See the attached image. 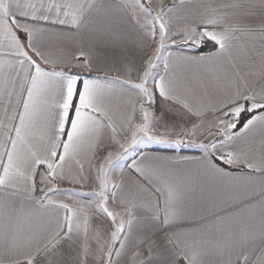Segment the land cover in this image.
<instances>
[{"label": "snow or ice", "instance_id": "snow-or-ice-1", "mask_svg": "<svg viewBox=\"0 0 264 264\" xmlns=\"http://www.w3.org/2000/svg\"><path fill=\"white\" fill-rule=\"evenodd\" d=\"M100 6L98 0H0V192L50 210L53 224L42 233L25 230L13 201L0 204V264H89L90 258L95 264H209L212 255L225 257L215 264H264V212L258 227L242 224L227 233V243L208 247L196 238L197 230L181 228L183 192L170 158L141 152L133 159L127 166L140 177L134 191H126L123 178L111 175L116 167L123 173L120 161L137 144H187L201 155L184 158L186 163L219 176H230L227 169L242 173L254 183L240 203L251 207L258 202L264 210V151L257 155L247 140L254 128H264V86L249 88L233 62L218 81V102L205 103L186 79L177 77L171 54L163 58L177 44L176 37L197 49L211 44L209 55L197 60H230L245 37L264 45V0L203 5V11L193 13L195 23L176 32L173 13L183 3L174 0L157 9L151 0H127L125 6L142 18L144 40L155 48L128 68V80L113 81L135 93L119 124L106 103L110 90L93 75L86 52L75 57L84 60L73 66L81 71L72 72L57 69L60 61L42 48L46 37L65 35L59 29L80 31ZM240 51L251 50L241 44ZM177 106L179 111H173ZM122 133L131 134L130 144L121 143V151L98 159L104 138L120 143ZM85 149L89 169L95 171L96 188L89 194L94 199L55 200L58 193L76 192L59 187L65 180L80 184L88 179L78 158ZM71 163L79 175L71 173ZM97 217L105 224L94 223Z\"/></svg>", "mask_w": 264, "mask_h": 264}, {"label": "crops", "instance_id": "crops-1", "mask_svg": "<svg viewBox=\"0 0 264 264\" xmlns=\"http://www.w3.org/2000/svg\"><path fill=\"white\" fill-rule=\"evenodd\" d=\"M173 2L174 0H151L152 6L157 9ZM175 2L183 3L184 7L173 13L178 17L173 21V32L179 31L186 25L194 24L193 13L203 11V5L209 3L213 6L226 5L231 0H175ZM251 2L259 4V0H251ZM98 3L101 6L91 14L86 25L80 31L77 32L67 27L59 29L65 35L54 34L46 37L42 48L51 59L60 61L55 65L57 69L64 68L66 71L71 70L72 72L81 71L73 66L83 64L84 60L75 57L81 50L86 52L94 65L93 75L101 77L100 84L110 90L106 103L111 106L114 119L119 124L122 115L130 110L127 101L134 98L135 93L128 88L122 89L121 85L113 83V81L128 80V68L139 65L142 57L152 55L155 44L144 40L140 28V24L143 22L142 18L135 15L131 8L125 6L127 0H98ZM257 20H259V12H257ZM176 39L177 44L168 47L163 58H168L171 54L169 62L174 66L177 77L181 80L186 79L195 96L202 98L205 103L218 102L220 99L217 91L218 81L223 76V70L233 62L240 69L244 82L249 88L259 89L264 86V45L258 38L250 40L245 37L241 44H246L251 50L250 53L240 51L241 44H238L230 60L224 58L197 60L196 57H207L212 49L198 52L196 47L183 44L180 37H176ZM166 43L170 45L171 41ZM205 46H209V44ZM163 58L160 62L159 70L161 71L163 70ZM104 77L111 79L105 80ZM173 111L178 112L179 106ZM207 119L210 120L211 117L209 116ZM158 131H164L163 127L158 126ZM130 137V133H122L118 137L120 143H113L108 137H105L98 149L97 158L106 155L108 151H121L120 144L126 146L130 144ZM172 139L175 137L173 136ZM193 139L198 138L193 137ZM247 140L253 151L259 155L264 151V128L260 126L254 128L248 134ZM189 149L186 144L182 146L137 144L129 148L125 154V158L128 159L120 162L124 166L123 173L121 169H118V173L113 179L119 181L123 178L125 190L134 191L137 183L140 182V177L127 166L132 163L133 159H139L141 152L148 157L170 158L171 167L176 173L174 180L183 192L181 205L186 215L180 221L182 229L197 230L196 238L203 241L208 247H212L217 242L227 243L224 239L227 233L236 230L242 224L251 222L258 227L262 212H264L260 204L257 202L248 207L240 203L244 199L242 194L245 188L251 189L254 182L246 181L243 174L234 169H227L231 173L230 176H219L205 170L202 165L186 163L184 158L192 161L201 155L199 149ZM89 155L90 153L85 149L78 157L84 163L83 175L88 179L86 181L81 179L80 184L65 180L59 185L61 189L70 188L92 192L96 188L95 171L89 169ZM69 168L72 174L79 175L75 163H71ZM255 184L258 188V181ZM54 199L64 203H87L94 198L87 194L75 195L61 192ZM7 200L13 201L11 206L19 216L25 230L30 229L42 233L53 226L50 210H38L19 197L13 199L0 192V204ZM0 215H2V209H0ZM94 223L105 224V220L103 217H97ZM218 258L225 259V257L212 255L208 256L207 260L209 264H215ZM89 264H95V261L90 258Z\"/></svg>", "mask_w": 264, "mask_h": 264}, {"label": "rangeland", "instance_id": "rangeland-1", "mask_svg": "<svg viewBox=\"0 0 264 264\" xmlns=\"http://www.w3.org/2000/svg\"><path fill=\"white\" fill-rule=\"evenodd\" d=\"M196 138H198V137H196ZM141 144H143V143H141ZM145 145H155V146H163V145H173V144H171V143H150V144H145ZM173 146H176V145H173ZM189 148H191V149H198L197 147H189ZM200 150V149H199ZM126 159H128V158H124V160H122V161H120V162H124ZM118 169H120V167H116V168H114L113 170H112V177H115L116 176V174L118 173ZM70 189V188H69ZM76 190V192L75 193H73V194H75V195H85V194H87L88 196H90L91 197V195H89L91 192H89V191H81V190H78V189H75ZM85 192V193H84ZM69 193H72V192H69Z\"/></svg>", "mask_w": 264, "mask_h": 264}, {"label": "trees", "instance_id": "trees-1", "mask_svg": "<svg viewBox=\"0 0 264 264\" xmlns=\"http://www.w3.org/2000/svg\"><path fill=\"white\" fill-rule=\"evenodd\" d=\"M210 49H212V46H211V44H209V46H202L201 48H199L197 51L198 52H202V51H207V50H210ZM191 149V148H190ZM189 149V150H190ZM192 150V149H191ZM195 150H197V149H195Z\"/></svg>", "mask_w": 264, "mask_h": 264}, {"label": "water", "instance_id": "water-1", "mask_svg": "<svg viewBox=\"0 0 264 264\" xmlns=\"http://www.w3.org/2000/svg\"><path fill=\"white\" fill-rule=\"evenodd\" d=\"M186 146H187V147H195V146H190V145H187V144H186Z\"/></svg>", "mask_w": 264, "mask_h": 264}]
</instances>
